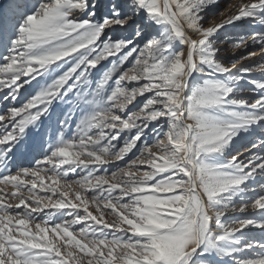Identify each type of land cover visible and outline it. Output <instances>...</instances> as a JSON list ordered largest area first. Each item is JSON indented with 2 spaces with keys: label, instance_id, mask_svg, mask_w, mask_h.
<instances>
[{
  "label": "snow or ice",
  "instance_id": "obj_1",
  "mask_svg": "<svg viewBox=\"0 0 264 264\" xmlns=\"http://www.w3.org/2000/svg\"><path fill=\"white\" fill-rule=\"evenodd\" d=\"M216 3L0 4V264H264V241L217 251L264 229L228 218L264 214V32L225 34L264 23V0L206 26ZM228 43L258 52L225 61ZM193 72L205 79L190 87ZM246 76L259 95L233 96ZM224 105L237 107L222 121L211 110ZM241 130L255 143L216 163Z\"/></svg>",
  "mask_w": 264,
  "mask_h": 264
},
{
  "label": "rangeland",
  "instance_id": "obj_2",
  "mask_svg": "<svg viewBox=\"0 0 264 264\" xmlns=\"http://www.w3.org/2000/svg\"><path fill=\"white\" fill-rule=\"evenodd\" d=\"M5 0H0V4L4 3ZM241 0H217V3L215 6L210 7L207 11L209 12L210 19H207L205 21L206 26H210L212 19H219V14L212 16V12L219 11L220 9H226L228 6L235 5L240 3ZM207 18V17H206ZM259 25H264V23H259L254 21L252 18H247L244 20H241L237 22L235 26L229 25L226 28L225 34L227 35H245L251 32H264V28H260ZM220 39H224V35L220 36ZM178 43V42H177ZM182 47V46H181ZM226 47V52L224 57L225 61H231L233 59H239L240 55L245 54L246 51H253L256 52L258 49H255V45H252L251 43L249 44L247 49H236L232 47L231 43H228L225 45ZM237 52L235 55L233 53ZM207 70V69H206ZM232 75H235V70H233ZM229 78L228 74H217V79L218 80H224L225 78ZM251 78L256 79V78H261L260 74H251ZM205 77L202 74H198L196 72H193L192 77L189 81L190 87L193 85H200L203 83ZM249 77H245V79L238 80L235 82V88L237 91L233 92L232 95L236 96L239 95L241 97L247 96L248 98H253L256 95H259L258 92H253L251 91L252 85L248 83ZM0 107H3V105H0ZM68 105H63L61 107L57 108V111L60 113L67 112L68 110ZM237 106L235 105H224L222 108H215L211 110V114L216 116L220 120H227L228 115L225 111V109H233L236 108ZM239 110V109H238ZM52 127L54 133L58 136V119L55 115V113H52ZM75 124V118L73 121L72 127L69 128V130L66 132L67 136L72 135V130L74 128ZM55 138V136H53ZM255 143V137L252 135H249L247 132H244L243 130L240 131L238 136L233 138L232 143L225 149L223 154L217 155L215 157V162L216 163H223L228 159L229 156L234 155L236 152H244L246 148H249L251 144ZM249 153H245L247 155ZM32 162L31 159H22L18 163L21 166H29ZM13 170H15V166L13 167ZM75 178V177H73ZM256 182L259 183H264V176H258L256 178ZM245 195H251V193H245ZM230 220H239V219H247V218H252L256 220H264V214H258V213H232L229 217ZM252 240H260L264 241V229L256 228L253 226H249L247 229L242 230L241 232H237L234 235L233 239L221 241L220 243V248L217 249L218 252L225 251L229 248H239L243 244H246ZM238 241V242H237ZM163 247V245H162ZM262 250L260 248H251V249H245L243 253H234V255H242V256H255L261 254ZM223 264H233V261L230 259L229 256L225 255L223 258Z\"/></svg>",
  "mask_w": 264,
  "mask_h": 264
},
{
  "label": "bare ground",
  "instance_id": "obj_3",
  "mask_svg": "<svg viewBox=\"0 0 264 264\" xmlns=\"http://www.w3.org/2000/svg\"><path fill=\"white\" fill-rule=\"evenodd\" d=\"M259 27H260V28H264V25H259ZM256 52H258V51H256Z\"/></svg>",
  "mask_w": 264,
  "mask_h": 264
}]
</instances>
